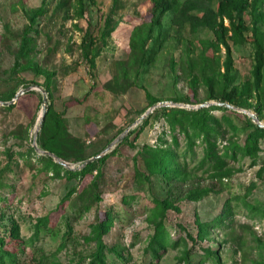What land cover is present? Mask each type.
<instances>
[{"label":"rangeland","instance_id":"obj_1","mask_svg":"<svg viewBox=\"0 0 264 264\" xmlns=\"http://www.w3.org/2000/svg\"><path fill=\"white\" fill-rule=\"evenodd\" d=\"M76 1L0 0V214H6L0 234L15 219L21 242L6 239L15 253L8 264H92L100 250L105 264H264V135L250 140L248 124L250 113L264 123V80L233 107L210 99L207 84L212 77L223 91L251 82L252 45L229 40L234 65L227 84V47H209V28L180 25L174 11L163 26L153 25V0L88 1L83 17ZM177 1L182 7L194 0ZM219 1L199 0L202 8ZM224 23L231 27L228 17ZM144 36L148 56L141 60ZM44 70L55 72L47 111L61 116L70 140L60 157L68 166L51 156L62 168L47 165L34 147ZM27 87L15 103H1ZM171 109H207L212 131L196 136L188 150L168 119ZM234 144L254 152L235 151ZM173 147L182 153L181 172L150 175L149 149ZM97 154L84 176L65 171L84 168ZM81 156L86 160H76ZM48 214L54 232L34 236L35 223ZM105 216L111 222L101 235ZM201 222L211 226L201 232Z\"/></svg>","mask_w":264,"mask_h":264},{"label":"trees","instance_id":"obj_2","mask_svg":"<svg viewBox=\"0 0 264 264\" xmlns=\"http://www.w3.org/2000/svg\"><path fill=\"white\" fill-rule=\"evenodd\" d=\"M88 1L95 2V0H77L75 5L77 7L78 15L83 17L85 15V7ZM154 1V13L155 18L153 25L163 26L162 19L169 12H178L176 18L180 25L190 24L193 31H196L199 27H206L213 31L214 38L208 41L209 47L218 48L222 43L227 47V59L225 63V72L223 73L225 82L230 84L232 82L231 71L233 69L234 61L232 58V49L229 40H232L235 44H244L249 42L254 49V67H253V79L251 82H244L242 85H233L229 90L217 91L215 81L212 77L207 78V84L209 89V98L218 99L220 101H227L230 104L236 106H243L244 96H249L254 90L260 89L264 80V30L262 29L261 23L264 17V0H220L215 7H200L199 0L186 3L182 7H178L179 3L177 0H153ZM195 10V11H192ZM202 13V14H201ZM201 14V15H200ZM250 16V22L252 25L247 23V16ZM228 17L231 22V27H227L224 23V18ZM177 21V19H176ZM175 21V22H176ZM231 30V35H229ZM251 31V35H247ZM87 35L84 36V50L86 51V57L93 60L90 57V51L92 52L91 45H88ZM148 37H142L139 41L141 60H145L148 56L146 54L145 44ZM159 41L157 37L151 45V53L156 51L155 44ZM90 44H93L92 40ZM47 75L46 83L43 84L46 90L51 93L50 79L54 71L44 70ZM14 94V93H13ZM12 98L14 95L11 96ZM157 100H153L150 106H153ZM168 119L171 121L172 127L179 126L180 133H183L189 142L188 150L192 149V144L195 141L196 136L209 133L212 128L209 125V121L212 120L213 116L207 109L190 111L186 109H171L167 113ZM62 119L59 114H56L50 107L46 112L43 125L38 135V145L44 150L51 151L59 157H63L61 149L62 142H67L69 139L65 136L63 129ZM249 126L253 128L255 134L249 135V139L258 137L261 134L264 135V127L254 122L252 118H249ZM70 141V140H69ZM173 142L178 145L176 136H173ZM233 148L241 150L245 154L247 152H254L253 146L246 144L241 146L234 144ZM35 151L34 148H31ZM149 158L147 159V170L150 175L161 176L164 178H170L169 173H180L182 170V164L180 162V156L182 153L173 147L172 149L162 148H150ZM43 161L49 166L55 165L61 167L50 155H41ZM183 156H185L183 154ZM187 156V155H186ZM185 156V157H186ZM212 154L209 155L211 157ZM76 160L85 161L84 156L76 158ZM224 163V161H221ZM96 162L88 163L84 168L80 170L65 169V171L73 177L84 176L95 166ZM184 166V165H183ZM62 168V167H61ZM56 169V167H55ZM59 169L57 168V171ZM60 171V170H59ZM161 203L168 204L165 201ZM6 214H0V222L6 218ZM52 217L48 214L42 216L34 225V236L39 237L42 232H54L52 227ZM217 218L212 220V224L217 222ZM111 222L110 216H105L101 222L97 225L99 234H103L109 229ZM211 224V223H210ZM209 223H200L199 229L203 232L205 229L210 227ZM1 226V224H0ZM2 234H0V264H8V262L15 257V253L5 248L6 239L9 242H13L16 246H21L20 242V225L15 219H11V222L4 224ZM162 235H159L161 237ZM159 240L162 241L163 247L165 246L164 238L161 237ZM209 256L210 252L206 251ZM12 263V261H11ZM92 264H105V259L101 256V250L98 253L96 260Z\"/></svg>","mask_w":264,"mask_h":264},{"label":"water","instance_id":"obj_3","mask_svg":"<svg viewBox=\"0 0 264 264\" xmlns=\"http://www.w3.org/2000/svg\"><path fill=\"white\" fill-rule=\"evenodd\" d=\"M36 87H38V88L44 93V107H43V111H42V113H41V115H40V117H39V123H38V126H37V128H36L35 139H34V147H35L38 151H41V152H43V153L46 154V155H50V156L54 157V159H56V160H57L58 162H60L61 164L68 166L69 164H68L67 161L63 160L62 158H60L59 156H57L55 153H53V152H51V151H48V150H41V149L39 148L38 144H37L38 133H39V130H40L41 126L43 125V121H44V118H45V115H46V111H47L46 98H47V94H48V92H47V90H46L43 86H41V85H38V86H36ZM31 89H32V87H27L26 89H23V90H21L20 92L16 93L14 99L11 100L10 102H8V101H1V103L4 104V105H8V104H10V103H15V102L17 101V99H18L23 93H25L26 91H29V90H31ZM221 104H224V105H226V106H228V107H233V105L230 104V103H224V102H222ZM250 116H251V117H252V118H253V119H254L259 125L264 126V123H262V122L258 119V117H257L255 114L250 113ZM109 148H110V147H108L105 151L109 150ZM101 155H102V154H97V155H95V156H93V157L87 159V162L93 161V160H95L96 158H98V157L101 156Z\"/></svg>","mask_w":264,"mask_h":264}]
</instances>
